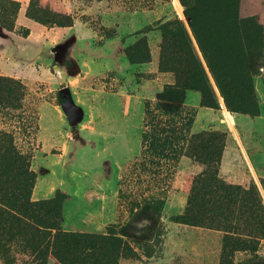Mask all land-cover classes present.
I'll use <instances>...</instances> for the list:
<instances>
[{"label":"rangeland","instance_id":"obj_1","mask_svg":"<svg viewBox=\"0 0 264 264\" xmlns=\"http://www.w3.org/2000/svg\"><path fill=\"white\" fill-rule=\"evenodd\" d=\"M71 1L75 6L69 14L55 12L73 19L72 27L55 31L63 40L45 41L36 31L22 40L27 28L20 20L28 19V5H19L14 33L20 41L10 42L8 49L25 61L14 79L24 86L23 107L37 116L39 130L36 137L29 124L22 128L18 119L0 115V131L12 134L18 151L30 157L36 175L30 201L51 199L56 191L66 195L63 231L102 235L122 230L130 254L118 264H221L229 234L177 223L202 168L187 158L159 167L135 160L144 105L152 107L157 93L172 82L156 72V30L170 22L184 28L217 102L216 110L198 108L199 94H185V106L198 108L191 133L224 134L218 177L254 187L264 206V0ZM144 29L153 31L151 63L130 65L124 49ZM113 32L116 38L94 47ZM214 75L229 105L241 112L228 109ZM63 88L82 112L79 124H72L59 105ZM220 115L221 122L215 117ZM255 247L226 257L230 264H264V238ZM5 262L35 264L16 240L5 243ZM45 264L78 262L59 263L49 255Z\"/></svg>","mask_w":264,"mask_h":264},{"label":"trees","instance_id":"obj_2","mask_svg":"<svg viewBox=\"0 0 264 264\" xmlns=\"http://www.w3.org/2000/svg\"><path fill=\"white\" fill-rule=\"evenodd\" d=\"M19 4L0 0V29L14 33V22ZM26 17L33 22L50 27L70 28L73 19L42 8L38 1L30 0ZM160 40L156 49V72L169 75L171 83L165 84L157 93L152 107L144 105L140 153L135 159L140 164L149 163L159 167L162 162H177L187 158L202 168L194 176L187 196L185 209L177 223L214 229L226 234L224 254L236 250L254 252L256 243L264 238V206L254 187L242 188L227 184L218 177L217 166L224 147L225 136L201 131L191 133L197 110L185 106V94H199V108L217 109V102L208 78L182 25L170 22L157 30ZM149 29L139 30L132 44L124 49L130 65L151 63ZM29 31L21 32L26 38ZM113 32L95 44L101 46L114 39ZM225 103L232 112H241L229 105L226 94L219 85ZM24 86L19 79L0 76V115L18 121L37 137V116L23 107ZM36 175L30 170V157L16 148L14 137L0 131V258L5 262V243L16 240L29 252L35 264H45L51 255L57 262L77 260L78 264H118L128 258V245L122 240V230L117 234L67 232L62 230L63 204L67 196L56 191L48 200L30 201ZM121 179L118 196L121 195ZM238 246L241 248L237 249ZM226 252V253H225ZM225 256L221 264H230Z\"/></svg>","mask_w":264,"mask_h":264},{"label":"crops","instance_id":"obj_3","mask_svg":"<svg viewBox=\"0 0 264 264\" xmlns=\"http://www.w3.org/2000/svg\"><path fill=\"white\" fill-rule=\"evenodd\" d=\"M11 1L17 2L21 6V8H23V7H27L30 0H11ZM38 1H39V5L41 7L49 8L50 10H52L54 12L63 13V14H69L75 6V4L71 0H38ZM78 9H79L78 12H81V10H82V12L84 13V11H85L84 9H82L79 6H78ZM21 19L22 20H20L21 21L20 24L24 25L29 31V34L26 38H29L33 34L34 31H36V35H40L43 38V40H45V41L51 40V39L52 40L53 39L63 40V38H64L63 34H62V36L60 35L61 32L60 33L55 32L56 30H58V31L64 30V28L63 29L52 28V29H48L45 31V30H43V28L40 25H38L37 23H35L33 21H30V20L24 18L23 16ZM54 36H57V37H54ZM18 38H19L18 35H16L13 32L10 33V32H6V31L0 29V75L1 76L11 77V78H20V77L16 76L15 73L19 72V70L21 69L20 66L24 65L25 61H23L22 58L17 57V54L13 53V51L11 53L8 52L9 45H11L10 42L15 43V41H20V40H18ZM20 38H22V37H20ZM26 38H22V40H25ZM106 41H108V40H106ZM104 43L101 46H103ZM17 45H20V44L17 43ZM19 56H21V55L19 54ZM33 60H36V59L34 58V59H32V61ZM15 62L18 64H16ZM186 106L194 107L192 105H186ZM198 106H199V103H198ZM194 108H196V107H194ZM198 108H196L197 112H198ZM196 117H197V113H196ZM215 117L217 118V120H219V122L222 121L221 115L218 117L217 116H215ZM212 119H213V116H212L211 120ZM235 120L239 121L238 118H235ZM79 123H80V121L76 124H79ZM64 151H65V149L62 150V152H64ZM177 179H180V177H178ZM187 191L188 190L185 189V190H183L182 193L187 194ZM115 214H116V212H115ZM115 214H114V217H115ZM88 217L90 218V215H88ZM62 225H63V214H62L61 226ZM106 226H107V224L104 226V228H106Z\"/></svg>","mask_w":264,"mask_h":264},{"label":"water","instance_id":"obj_4","mask_svg":"<svg viewBox=\"0 0 264 264\" xmlns=\"http://www.w3.org/2000/svg\"><path fill=\"white\" fill-rule=\"evenodd\" d=\"M57 100L66 117L72 124L81 121V110L73 104L68 88H63L58 91Z\"/></svg>","mask_w":264,"mask_h":264}]
</instances>
